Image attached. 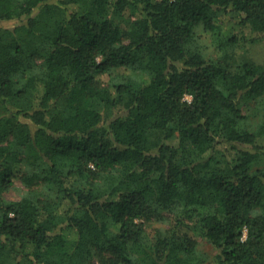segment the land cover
Returning a JSON list of instances; mask_svg holds the SVG:
<instances>
[{"label":"trees","instance_id":"16d2710c","mask_svg":"<svg viewBox=\"0 0 264 264\" xmlns=\"http://www.w3.org/2000/svg\"><path fill=\"white\" fill-rule=\"evenodd\" d=\"M0 23V264H264V0H0Z\"/></svg>","mask_w":264,"mask_h":264},{"label":"rangeland","instance_id":"374dc122","mask_svg":"<svg viewBox=\"0 0 264 264\" xmlns=\"http://www.w3.org/2000/svg\"><path fill=\"white\" fill-rule=\"evenodd\" d=\"M5 26L11 27L12 24H2V23H0V27H5ZM203 39L207 40L206 39V35H205V37H203ZM245 53H246V57H248L252 61H254L256 63L263 62L264 61V39L259 40V41L255 42V43L247 46ZM185 99L187 101H190V97L189 96H187ZM258 144L263 147V152H264V138L259 140ZM15 187L22 189V187L19 184H16ZM6 198L7 199H12V200H18L19 199V194H18L17 191H14L13 189H11L10 191H8L6 193ZM160 226H161L160 224H149V225H146V230H147L148 233L151 234L154 229H156V228H158ZM198 242H199L198 247H199L200 250H202V251H204L206 253H209V254H213L214 253L212 251V249L204 241L199 240Z\"/></svg>","mask_w":264,"mask_h":264}]
</instances>
